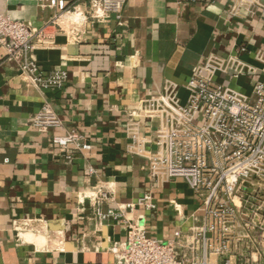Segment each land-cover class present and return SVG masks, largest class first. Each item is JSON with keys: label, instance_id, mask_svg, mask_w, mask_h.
<instances>
[{"label": "crops", "instance_id": "1", "mask_svg": "<svg viewBox=\"0 0 264 264\" xmlns=\"http://www.w3.org/2000/svg\"><path fill=\"white\" fill-rule=\"evenodd\" d=\"M66 1L86 15L87 0ZM52 14L36 0H0V15L34 27ZM80 17L77 25L61 18L59 27L48 30L53 46L35 52L44 73L67 72L61 90L27 87L0 45V264H116L109 250L124 241L125 229L118 221L99 220L78 199L97 185L110 192L100 212L140 219L147 235L160 242L176 231L186 234L191 216L203 213L199 200L181 179L154 182L147 160L128 153L133 133L155 150L156 124L140 118L130 125L127 114L160 93L165 82L184 86L209 54L226 58L243 47L240 60L256 67L255 56L264 58V10L249 15L237 0H129L122 27L113 18L95 22ZM259 77L218 76L217 81L247 92ZM179 93L186 98L183 89ZM45 102L61 126L41 133L32 124ZM71 130L91 148L72 153L69 161L50 138ZM146 193L154 210L127 208ZM18 220L45 221L43 240L19 243L12 230ZM257 240L264 251L260 234Z\"/></svg>", "mask_w": 264, "mask_h": 264}, {"label": "built area", "instance_id": "2", "mask_svg": "<svg viewBox=\"0 0 264 264\" xmlns=\"http://www.w3.org/2000/svg\"><path fill=\"white\" fill-rule=\"evenodd\" d=\"M237 1L249 15L264 10L259 0ZM36 2L53 11L50 19L34 27L0 15V45L27 87L61 90L67 72L44 73L35 59L36 51L53 46L48 30L59 27L63 17L77 25L80 16L95 22L113 18L122 27L129 0H87L86 15L66 0ZM245 52L241 47L238 55ZM238 55L222 58L209 54L191 71L184 86L165 82L160 93L140 101L127 114L130 125L140 118L156 124L155 150L146 148L149 140L133 133L128 153L147 160L148 175L154 182L181 179L199 200L203 213L191 216L193 224L186 234L176 231L172 239L160 242L147 235L140 219L114 210L100 212L98 207L110 194L104 186L78 196L80 205L87 202L99 220L118 221L125 229L124 241L109 250L116 264H264V251L257 240V234L264 240V58L255 56L260 65L256 67L245 64ZM257 74L260 77L252 84L250 95L217 81L218 76L237 79ZM181 89L186 92L185 99L180 97ZM32 125L46 133L59 128L61 121L45 102ZM50 143L69 161L72 153L91 148L75 130L52 136ZM87 175L94 176V170L89 168ZM137 206L148 211L156 208L149 193L127 208L131 211ZM12 230L19 243L42 241L40 232L48 231L42 220L13 221ZM258 256L263 261L257 260Z\"/></svg>", "mask_w": 264, "mask_h": 264}, {"label": "rangeland", "instance_id": "3", "mask_svg": "<svg viewBox=\"0 0 264 264\" xmlns=\"http://www.w3.org/2000/svg\"><path fill=\"white\" fill-rule=\"evenodd\" d=\"M241 82H242V79L239 80V83H241ZM219 83H220V84H223L224 82H223V80L220 79ZM247 94H248V95L251 94V89H250V88L247 90Z\"/></svg>", "mask_w": 264, "mask_h": 264}]
</instances>
